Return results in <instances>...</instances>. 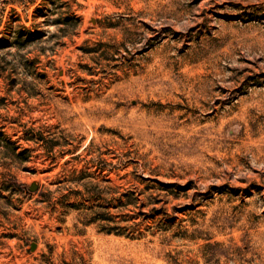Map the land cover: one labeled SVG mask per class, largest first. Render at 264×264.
<instances>
[{
	"label": "rangeland",
	"instance_id": "1",
	"mask_svg": "<svg viewBox=\"0 0 264 264\" xmlns=\"http://www.w3.org/2000/svg\"><path fill=\"white\" fill-rule=\"evenodd\" d=\"M0 264H264V0H0Z\"/></svg>",
	"mask_w": 264,
	"mask_h": 264
},
{
	"label": "water",
	"instance_id": "2",
	"mask_svg": "<svg viewBox=\"0 0 264 264\" xmlns=\"http://www.w3.org/2000/svg\"><path fill=\"white\" fill-rule=\"evenodd\" d=\"M39 185L37 182H34L31 186H30V190L31 191H36L38 189ZM37 243L33 242L31 245V249H34L36 247Z\"/></svg>",
	"mask_w": 264,
	"mask_h": 264
},
{
	"label": "trees",
	"instance_id": "3",
	"mask_svg": "<svg viewBox=\"0 0 264 264\" xmlns=\"http://www.w3.org/2000/svg\"><path fill=\"white\" fill-rule=\"evenodd\" d=\"M14 185H15V186H17V185H18V182H17V180H16V179L14 180Z\"/></svg>",
	"mask_w": 264,
	"mask_h": 264
}]
</instances>
